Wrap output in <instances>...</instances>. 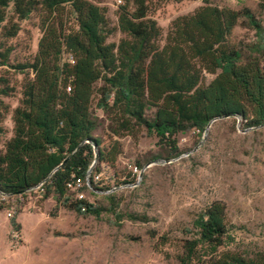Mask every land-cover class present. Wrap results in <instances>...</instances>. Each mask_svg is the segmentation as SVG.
<instances>
[{
    "label": "trees",
    "instance_id": "obj_1",
    "mask_svg": "<svg viewBox=\"0 0 264 264\" xmlns=\"http://www.w3.org/2000/svg\"><path fill=\"white\" fill-rule=\"evenodd\" d=\"M118 1L113 23L106 0H0V66L10 65L13 46L6 43L20 33V22L35 16L41 31L34 56L13 66L24 77L13 135L0 150V193L16 196L47 183L63 196L67 183L90 168L114 167L121 144H104L97 134L103 125L95 105L113 137L152 130L174 155L177 135L191 127L223 118L264 127V18L201 0L164 32L153 0ZM239 26L257 40L233 39ZM73 207L95 209L84 200ZM228 235L227 206L214 201L196 220L179 262L264 264L262 251L227 248Z\"/></svg>",
    "mask_w": 264,
    "mask_h": 264
},
{
    "label": "rangeland",
    "instance_id": "obj_2",
    "mask_svg": "<svg viewBox=\"0 0 264 264\" xmlns=\"http://www.w3.org/2000/svg\"><path fill=\"white\" fill-rule=\"evenodd\" d=\"M219 7L250 8L264 18V0H211ZM116 21L118 0H106ZM199 1L153 0L154 19L167 31L171 21L190 13ZM10 65L0 66V150L13 135V110L21 98L24 75L13 68L34 56L41 37L35 16L20 22ZM257 33L239 26L237 42L251 44ZM118 32L111 40H118ZM0 41H2L0 39ZM264 65V59H263ZM12 66V67H11ZM104 144L118 140L121 154L114 167L102 166L111 191L85 187L55 194L47 183L16 196L0 194V264H181L185 240L214 201L227 206L226 247L264 252V127L247 128L241 120L223 118L177 135L178 154L152 130L113 137L103 111L94 107ZM143 172L140 185L130 186L134 168ZM84 200L94 210L75 209ZM9 213H12L10 216ZM198 264V263H193Z\"/></svg>",
    "mask_w": 264,
    "mask_h": 264
},
{
    "label": "built area",
    "instance_id": "obj_3",
    "mask_svg": "<svg viewBox=\"0 0 264 264\" xmlns=\"http://www.w3.org/2000/svg\"><path fill=\"white\" fill-rule=\"evenodd\" d=\"M93 165H94V162L92 163L91 167H93ZM102 166L107 167L106 165H102ZM142 172L143 171L138 169L137 167L134 168L132 175L135 176V179H134V181L130 182L131 183L130 186H137V185L141 184V182L143 180V173ZM103 174H104V172H102V171L95 172L92 170V168H90L87 171L85 177H78V178H74V179L70 180L67 183L68 190H74V191L78 192L79 197L83 198L84 195H83V193H81V190H83L85 187L94 189L91 186V182H93V184L95 186H97L101 189L108 188V189H105L104 192H109V191H111V188H110V186H108L106 184L107 182L103 181V178H102ZM126 184H128V183H126ZM42 185L43 184H40L39 186H37L35 188H38ZM35 188H33V189H35ZM0 194L5 196V194H2V193H0ZM6 196H9V195H6ZM83 209H85V208L83 207ZM9 215L11 216L12 213H9Z\"/></svg>",
    "mask_w": 264,
    "mask_h": 264
}]
</instances>
